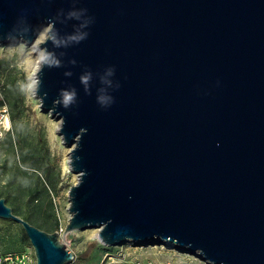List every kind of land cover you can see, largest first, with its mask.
I'll use <instances>...</instances> for the list:
<instances>
[{"label": "water", "instance_id": "obj_1", "mask_svg": "<svg viewBox=\"0 0 264 264\" xmlns=\"http://www.w3.org/2000/svg\"><path fill=\"white\" fill-rule=\"evenodd\" d=\"M45 26L34 93L78 176L65 231L264 264V0H0V42ZM0 217L36 264L74 259L1 196Z\"/></svg>", "mask_w": 264, "mask_h": 264}, {"label": "rangeland", "instance_id": "obj_2", "mask_svg": "<svg viewBox=\"0 0 264 264\" xmlns=\"http://www.w3.org/2000/svg\"><path fill=\"white\" fill-rule=\"evenodd\" d=\"M34 57L32 45L23 41L0 42V90L12 119L0 147V196L14 213L47 231L59 230L61 241L75 255L65 264H211L198 251L169 239L127 238L108 245L100 241L97 228L65 231L70 218L68 193L78 176L66 158L69 146L59 133L60 121L41 108L34 93L38 69ZM28 149L33 158L26 164L22 157ZM35 188L36 194L30 192ZM0 257L1 264H36L23 226L11 218L0 217Z\"/></svg>", "mask_w": 264, "mask_h": 264}, {"label": "built area", "instance_id": "obj_3", "mask_svg": "<svg viewBox=\"0 0 264 264\" xmlns=\"http://www.w3.org/2000/svg\"><path fill=\"white\" fill-rule=\"evenodd\" d=\"M12 128V119L8 104L0 90V147L6 137L7 133ZM2 263L0 257V264Z\"/></svg>", "mask_w": 264, "mask_h": 264}, {"label": "bare ground", "instance_id": "obj_4", "mask_svg": "<svg viewBox=\"0 0 264 264\" xmlns=\"http://www.w3.org/2000/svg\"><path fill=\"white\" fill-rule=\"evenodd\" d=\"M47 33H48V27L45 26L39 32L37 38L35 39V41L32 44L33 52L36 54V57L33 58V61L35 63L38 62V66H39L40 61H41V59L43 57V49L38 47V45H40V43L45 39V37L47 36ZM35 83H36V72L34 73V76H33V84L35 85ZM58 126H60V122H59ZM70 151H71V147L69 146L68 149H67L66 158L70 159ZM96 231L99 232V228H97ZM169 241H172V240H169Z\"/></svg>", "mask_w": 264, "mask_h": 264}, {"label": "trees", "instance_id": "obj_5", "mask_svg": "<svg viewBox=\"0 0 264 264\" xmlns=\"http://www.w3.org/2000/svg\"><path fill=\"white\" fill-rule=\"evenodd\" d=\"M11 105H12V102H11ZM13 118H15L16 117V113H14L13 112ZM29 158H33L32 156H31V153H30V150L28 149L26 152H25V154H24V156L22 157V160L26 163V164H29V162H28V159ZM27 166H29V165H27ZM37 191H38V189L37 188H35L34 190H31L30 192H32L33 194H36L37 193ZM2 197V196H1ZM25 219V218H24ZM27 220V219H26ZM37 226V225H36Z\"/></svg>", "mask_w": 264, "mask_h": 264}, {"label": "clouds", "instance_id": "obj_6", "mask_svg": "<svg viewBox=\"0 0 264 264\" xmlns=\"http://www.w3.org/2000/svg\"><path fill=\"white\" fill-rule=\"evenodd\" d=\"M27 87L29 89H31L33 87V84H29ZM63 97H64V103L65 104H68L72 100V94L71 93L65 92V93H63Z\"/></svg>", "mask_w": 264, "mask_h": 264}]
</instances>
